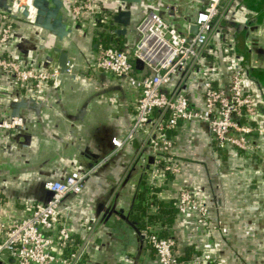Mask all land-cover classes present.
I'll return each mask as SVG.
<instances>
[{"label": "crops", "instance_id": "obj_1", "mask_svg": "<svg viewBox=\"0 0 264 264\" xmlns=\"http://www.w3.org/2000/svg\"><path fill=\"white\" fill-rule=\"evenodd\" d=\"M100 1L110 13L116 12L117 2ZM206 2L142 0L138 5L123 7L132 11L126 33L113 31L120 27L118 24L105 25L104 31L112 34L122 48L132 51L137 40L136 23L146 11L153 10L178 32L194 33L196 15ZM68 14L71 32L62 40L35 26L32 20L20 17L14 24V40L9 46L14 58L43 69L48 67L49 58L56 61L58 54L53 48L62 47L75 68L73 73H60L59 84L46 85L44 103L39 108L20 109L19 116L25 118L21 134L17 130L4 133L0 187L6 201L5 216L19 214L28 203L47 199V182L61 181L72 168L93 164L97 154L112 148L111 137L126 134L133 121L134 110L123 84L89 72V57L101 44L96 40V30ZM222 26L231 39L213 36L217 40L211 50L218 60L214 81L228 90L231 70L240 68L243 90L254 97L258 122L264 127V0H231ZM244 27L243 41H239L237 35ZM206 59L215 62L213 55ZM0 79L10 89L6 99L1 100L6 114L11 115L9 103L16 98L33 99L29 91H19L7 75L1 74ZM198 88L192 86L190 92L191 104L196 108L202 103ZM176 139L188 161L180 175L158 186L156 197L161 203L175 201L182 187L196 188L218 229L211 232L202 227L201 231L198 226H188L190 220L175 215L167 233L175 241L178 257L188 262L192 256L206 252L223 258L226 264H264V134L249 138L257 147L255 153L219 150L216 166L203 123H192L185 136ZM149 161L144 136L136 134L102 171L86 180L80 195L70 194L63 200L60 214L76 237L83 239L90 229L96 234V244L88 247L83 264H153V249L140 240L124 218L140 229L133 205L137 192L146 185ZM147 204L146 214L158 213L155 196L147 199ZM144 220L147 223V215ZM157 221L165 230L166 226Z\"/></svg>", "mask_w": 264, "mask_h": 264}, {"label": "built area", "instance_id": "obj_2", "mask_svg": "<svg viewBox=\"0 0 264 264\" xmlns=\"http://www.w3.org/2000/svg\"><path fill=\"white\" fill-rule=\"evenodd\" d=\"M11 1L9 13L0 8V75H7L19 91L27 90L31 98L40 101L47 84H59L60 72L53 58H49L47 68L40 69L11 54L14 24L22 17L17 8L27 6L28 20L34 16L32 0ZM62 1L66 10L85 27L106 31L105 25L111 24L108 7L100 0ZM230 1L207 0L196 15L194 33L178 32L156 12L148 10L136 23L137 40L132 51L96 46L88 60L89 72L123 84L134 110L132 124L123 136L111 137L112 148L93 164L72 168L61 181L47 182L48 198L26 204L19 214L10 217L3 214L6 201L0 187V264H83L88 247L96 244V234L90 229L86 237L78 239L60 214L61 204L70 194L80 195L86 180L102 171L136 134H143L150 154L145 180L150 194L163 181L183 171L188 159L184 149L176 144V138L185 136L192 123H203L207 128L208 147L215 166L219 162L216 156L219 150L256 152L257 147L249 138L264 134V127L258 122L259 110L254 97L243 90L241 69L231 70L228 90L214 81L218 60L211 50L217 40L213 36L231 39L228 31H222L221 23ZM98 17L104 26H97ZM208 55H213L215 62H207ZM130 58L135 59V67ZM74 68L73 60H67V72L73 73ZM176 77L178 82L172 86ZM7 86L0 79V152L6 147L4 133L25 124L23 116L6 114L1 104L10 90ZM192 86L199 87L202 98L197 108L191 104ZM174 204L178 218L190 220L188 226L199 227L201 231L202 227L211 232L218 230L208 204L196 188L179 189ZM163 229L158 221L147 222L140 228L146 244L154 251L153 264H226L223 258L206 252L192 256L188 262L180 260L174 239L161 232Z\"/></svg>", "mask_w": 264, "mask_h": 264}, {"label": "water", "instance_id": "obj_3", "mask_svg": "<svg viewBox=\"0 0 264 264\" xmlns=\"http://www.w3.org/2000/svg\"><path fill=\"white\" fill-rule=\"evenodd\" d=\"M117 2L118 7L115 13H110L109 19L111 20V24L120 25L119 28L113 30L117 34L126 33L127 25L130 24V17L132 11L125 10L123 7L129 5H138L142 2V0H113ZM12 5L11 0H0V8L9 13ZM31 6L34 9V16L32 22L35 26L40 27L46 30L52 36H55L59 40L67 38L71 32V29L67 26L69 14L65 8V4L62 0H32ZM18 11L21 12L22 18L27 19L30 15L29 9L27 6H20L17 8ZM16 16L15 14H11ZM196 30V26H194ZM245 35V27L242 28L240 33L237 35V39L239 41H243V37ZM53 50L57 52L56 58V66L60 73L65 74L66 70V61H67V53L62 47H54ZM44 102L40 100L39 102H35L33 99L19 97L9 103L11 108V116H18L20 114L21 108H35L41 106ZM25 125V124H24ZM17 126L15 130L19 134L24 128ZM105 151L96 155V158H99L104 154ZM48 192V191H47ZM49 193V192H48ZM127 222L132 226V228L137 232L138 237L142 242H144L143 236L140 234V229L137 228L135 222L128 220L127 217H124Z\"/></svg>", "mask_w": 264, "mask_h": 264}, {"label": "trees", "instance_id": "obj_4", "mask_svg": "<svg viewBox=\"0 0 264 264\" xmlns=\"http://www.w3.org/2000/svg\"><path fill=\"white\" fill-rule=\"evenodd\" d=\"M101 17H98V20L96 21L97 26H104L103 22L100 20ZM223 23V21L221 22ZM96 40L98 42H100L103 46H114L116 48H122V44L117 41L116 39H114V37L112 36V34L107 33L105 31H99L96 30ZM210 44H213L212 42ZM209 56V55H208ZM131 62L133 63L134 67H135V59L134 58H130ZM137 68V67H136ZM157 192V191H156ZM156 192L151 193L150 194V190L148 189V187L145 185L141 188V190H139L136 194V199H135V203L133 205V216L134 218L137 220L138 222V226L140 228L144 227V216L147 215V219L148 223L150 222H155V220H160L164 226H166V229L163 230L164 234H169L168 232V226L171 225L172 221L175 218L177 209L176 206L174 204V200H170L169 202L166 203H161V201L159 199H157V194ZM151 196H155V201L156 204L158 205V213L155 212L154 214H146V210L148 208V204H147V199H149ZM171 223V224H169ZM179 258V257H178ZM180 259V258H179ZM181 260V259H180ZM183 261V260H182ZM206 264H214V263H206Z\"/></svg>", "mask_w": 264, "mask_h": 264}]
</instances>
